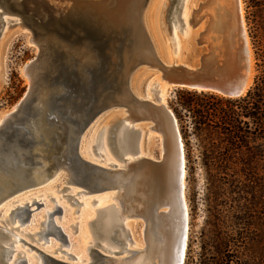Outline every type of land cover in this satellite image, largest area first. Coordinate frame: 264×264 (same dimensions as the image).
<instances>
[{
	"label": "rangeland",
	"instance_id": "obj_1",
	"mask_svg": "<svg viewBox=\"0 0 264 264\" xmlns=\"http://www.w3.org/2000/svg\"><path fill=\"white\" fill-rule=\"evenodd\" d=\"M207 1L144 0L143 8L145 9L144 14L162 12L171 8L189 10L190 8H201L202 6L199 7V5L205 4ZM240 1L241 7H243L242 15L246 26L250 52L252 51L251 76L249 78L251 81L247 85L249 88L257 73V64H260L262 57H264V1ZM210 2L208 3L210 4ZM202 8L206 9L207 6ZM213 9L212 7L210 10ZM6 17L14 18L10 15H6ZM8 25L4 30L0 28V118L16 105L27 90V87H29V80L23 73V68L28 61L35 57L37 52V45L29 41L31 31H29L28 27L19 25L14 21L9 22ZM157 28L151 29L152 33H154V38H159L158 42L154 44V48L160 59L164 60V63L169 64L171 60L186 64L196 63V49L185 44L184 37H177L176 49L171 50L173 47L161 42L160 37L163 33L160 31L163 32L164 30L160 26H157ZM158 73L159 70L156 71L155 68L144 64L138 65L129 75L128 87L138 99H149L150 97V101L155 100L156 92L151 90L150 83L157 79ZM63 82L64 88L66 87L63 92L67 89L72 91V87L76 86L75 79L68 81L65 77ZM158 88L156 89L157 97L160 94L161 85H158ZM165 93V106L173 114L180 138H182V144H184L182 145L184 156V200L185 204H187L186 207H188V237L186 238L182 264H264V140L247 134L245 142L235 147V145L231 144L232 138L228 134L215 128L216 124L214 125V121L215 117H217L215 115L219 112L218 107H226H224V103L222 105L217 102V98L224 99L226 97L211 92H198L178 88L168 89ZM148 95L149 97H147ZM60 96H54L52 103L55 105L61 103L62 97ZM69 106H71L70 103L66 105V108ZM126 115H129V112L124 107H107L99 111L92 119V121L97 120L92 123L81 138L80 151L82 155L88 159L100 161L99 164H105L106 155L99 154L97 150L103 151L98 146L101 144L100 139L104 128H108V153L116 161L122 162L123 157L119 156L116 144L119 142V138L117 139L116 136L121 126H123L122 119ZM115 121L118 124L112 127ZM134 124H136L133 127L134 134L132 135L134 136V142L138 137L141 139L142 133H144L141 143L148 157L155 163L161 162L164 152L161 144V135L158 131L151 130L155 122L149 119H139ZM111 132L112 137H110ZM155 168L154 170L143 168L142 171L146 170V172H144L145 179L141 183L143 185L140 184L139 199L141 197L154 198L157 194L156 199L162 193L164 194L168 185L166 176L160 165ZM67 174L68 171L62 167L59 168L57 177L52 176L41 183L42 185L38 186L36 190H30L23 195H19L24 196V198L18 201L24 203L27 199L33 197L31 196L33 194L34 196H44L45 199L47 198L48 203L53 204L49 197L51 195L57 197L65 211L63 210L62 215H55V218L68 234L70 245L64 244L60 246V241L53 239L54 237L51 236L53 241L49 245H40L41 240L35 241V238H37L35 235L32 237L28 235L20 236L41 250L44 248L53 249L59 246L54 254H61V249L68 250L71 253L84 254L86 251V249L84 250L85 240L96 241L101 244L107 239L97 233V226L106 219L103 212H97V209L110 202L115 203L117 206H119V203L117 199L112 198V194H116L115 191H105L104 189L91 193V195H76L83 203L70 204L71 200H67L64 194H73L72 192L81 188L68 183ZM65 186L67 188L64 189L63 187ZM71 188L73 189L71 190ZM94 197H97V199L102 198L103 200L92 203ZM6 202L3 201L0 205ZM13 204L15 202L0 211V220L1 215H4L6 210L12 208ZM167 209L168 207L160 204L154 211L159 213ZM36 215H34V218ZM96 215L97 218H93V220L92 216L95 217ZM36 218L37 220L34 219L32 221V225L25 227V231L29 233L33 231L36 223L37 225L39 223V217ZM113 218L115 225L113 229L116 230L114 231L118 241L108 238L107 242L109 244L120 248L123 247L127 240L129 243L131 242L130 244L128 243L130 249L134 245H140L137 242H143L145 245L142 231L143 227H146L145 219L124 218L122 216ZM123 220H128L127 227L129 231L124 230L121 224ZM0 224L4 225L1 221ZM6 224L11 226L10 222ZM84 227L88 231L82 234ZM84 235L87 236L84 237ZM89 243L91 244V242ZM19 244L22 249L27 248L26 245ZM99 244L94 246V248L102 251L103 249ZM29 252V254L36 253L33 249H30ZM125 254L127 253L124 252L118 255L123 256Z\"/></svg>",
	"mask_w": 264,
	"mask_h": 264
},
{
	"label": "water",
	"instance_id": "obj_2",
	"mask_svg": "<svg viewBox=\"0 0 264 264\" xmlns=\"http://www.w3.org/2000/svg\"><path fill=\"white\" fill-rule=\"evenodd\" d=\"M0 1L25 18L33 35L50 34L60 43L83 46L90 53L91 60L83 67L77 68L75 63L70 58L63 57L62 53L49 52L43 60L47 66L50 63V67L46 68L42 76V82L49 87L45 108L48 112V120L54 127V135H50L46 143L50 148L49 155L51 160L55 159L64 164L77 179L75 180L77 185L85 190L93 191L101 189L105 184H113L114 173L109 172L108 168L85 161L76 153L75 142L78 134L102 109L107 107L128 109L126 99H121L120 96L138 99L128 87L129 75L136 66L144 64L154 68V65H159L160 79L166 85L165 91L178 88L235 98L248 89L247 84L251 76L249 66L251 52L242 26L237 0H234L235 9L231 16L220 13V16L216 17L218 14L204 12L184 15L180 8H171L162 12H151L149 15H140V19L133 18L119 29L106 25L99 18L91 21L86 14L78 12L76 7L60 6L52 0ZM149 19L164 29L165 32L160 37L161 42L173 47V50L176 49L177 37H184L185 44L196 49V63L186 64L171 60L172 66L166 63L164 65L167 66L166 70L170 71L167 74L163 73L164 70L159 64L162 58L158 64H153L143 57H135L138 43L154 49V44L158 42L159 38H154L147 26ZM213 21L216 22L215 25ZM211 38L218 45L219 50L214 56L209 57L208 45ZM40 54L41 52L37 50L31 61ZM161 63L163 64L164 60ZM65 77L68 81L76 80V86L72 87V91L67 89L63 92L66 88L63 84ZM27 90L19 99L15 109L9 113L20 125L25 120H30L32 117L30 115H36L38 112L33 98H27ZM57 95H61L63 103L55 105L52 100ZM138 100L147 101V99ZM68 103L71 106L66 108ZM171 116L173 119V114ZM173 122L174 126L175 124L177 126L175 118ZM116 124L118 123L115 121L112 127ZM6 127L0 130V201L3 199V201H12L17 195L22 194V191L28 190L30 185L35 184L31 179L26 180L24 177L29 176L27 172L31 166L39 164L37 159L14 146L16 143L27 149L33 146V139L26 136L27 130L23 131L15 125L10 130ZM175 131L178 133L177 127ZM47 169L44 171L48 172ZM50 173L48 172L47 175ZM22 178L25 179L23 184H17L16 181ZM20 189L24 190L20 191ZM131 197L134 198V195ZM50 199L53 200L51 197ZM148 200L150 201L151 198ZM70 203H78V201L72 198ZM132 203L134 204V200ZM41 205V202L32 199L16 208L23 210L25 218H28ZM60 212L61 208L55 205L48 214L49 216L59 215ZM18 225L14 227L0 225V264H6L13 253L14 257L10 264L25 263L23 255L16 249V242L33 249L42 264H75L49 255L21 237L9 239L10 233L18 228ZM57 234L59 241L65 243L64 233L57 231ZM32 235H38V232ZM112 240L118 239L113 237ZM45 241L46 239L42 240L41 244ZM91 251L92 260L86 264H124L133 256L130 252L119 256L118 251H113L111 255L103 254L94 248Z\"/></svg>",
	"mask_w": 264,
	"mask_h": 264
},
{
	"label": "bare ground",
	"instance_id": "obj_3",
	"mask_svg": "<svg viewBox=\"0 0 264 264\" xmlns=\"http://www.w3.org/2000/svg\"><path fill=\"white\" fill-rule=\"evenodd\" d=\"M52 1L60 6L64 5V6H69L73 8L76 7V9L79 10L78 12L86 14L91 21H94L96 20V18H99V19H102L106 25H109L110 27H115L118 29L128 24V22L132 20L133 18L140 19V15H143L145 13L144 11L145 9L143 8L144 0H52ZM210 1L212 0H208L207 3H205L207 4L206 9L202 8V7H206L205 4H200L199 7L202 6L201 8H190L189 10H185V9L182 10L180 8L181 13H183L184 15H187L188 13H192V12H194L195 14L203 13V12L212 13V14L215 13L216 15L218 14L216 16L218 17L220 16V13L227 14V16H231L232 12L235 9L234 0H213L212 2ZM208 2H210V4ZM237 2H238L237 4L239 8V14H240L241 21H242V26L245 31V36L247 39L248 37L246 34V29H245L246 26H245L243 15H242L243 7H241L242 5H241L240 0H237ZM212 7L214 9L210 10ZM10 9L12 8L1 3L0 1V28L4 30L7 26H9L8 25L9 22L14 21L15 23L28 27L29 29V26L27 25L25 18L21 14L16 13L15 11L13 12ZM6 15H10L11 17H14V18L13 19L7 18ZM147 15H149V13ZM148 21H149L148 22L149 25L147 26L150 29L153 37H155L151 29L157 28V25L154 24V21L153 22L151 20H148ZM215 23L216 22L213 21V25H215ZM160 32L164 34V31L163 32L160 31ZM29 41L33 44H36L38 52H41L39 57H36L33 61L30 60L31 62L28 61L25 67L23 68V73L27 76L29 80L27 98H30V97L33 98L34 104H36L35 108H37L38 112L36 115L34 114L30 115L32 116L30 117V120L27 119L25 120V122H22V125H20L15 121L16 118L13 117V115L12 116L9 115V113L15 109L16 105H14V107H12V109L8 113L4 114L0 118V130L4 126L6 127V125H8L6 127V129L8 130L14 127V125L17 127H20V129L23 131L27 130L26 136L33 139V146L30 149L23 148L22 146L20 147L19 143H16L14 146L18 150L28 153L30 156H32V158L34 157L35 159L39 161L38 165L34 167L33 166L30 167L29 171L27 172L29 176L24 177L26 180L31 179L35 184L30 185L28 187L29 189L26 191H22L24 189H20V191L23 192L20 195H23L30 190H36L38 186L42 185L41 183L50 179V177L52 176H56L57 171L59 170V168L62 167L64 170L68 171L67 182L71 183V185L73 184L81 188L80 190L78 189L77 191H74V192L71 191L73 189L71 188L70 192H72L73 194H70V193L64 194L67 200H72V198H75L78 201V203H70L72 205L83 203L82 201L79 200L78 197H76V195L77 196L84 195V194L91 195V193H95L97 191L104 190V189L105 191L113 190L116 192V194L114 195L112 194V198L117 199L119 206H117L113 202H110L107 205L97 209V212H103V214L106 217V219H104L102 223L99 224V226H97L98 227L97 233L99 235H102L104 236V238H107V239L108 238L110 239L111 237L112 238L115 237L117 239L116 232L114 231L115 229H113L115 226L113 222V219H114L113 217L119 218V216H122L124 218L126 217L143 218L146 220V225H145L146 227L145 228L143 227V230H142L144 234L143 240L145 242V245L143 244V242L142 243L137 242L140 245L132 244L134 246H132L131 249L128 247L129 242H127V240L125 241L123 247L119 248L118 246L109 244L107 242V239H105L104 242H102L101 244H99L96 241L94 242V241L85 240L86 243H85L84 250L86 249V251L84 254L76 253V252L71 253L70 251L68 250L66 251L63 249H61L63 250L61 251L62 252L61 254H54L57 248H59V246L53 249L44 248L43 250L41 249L40 250L49 255L70 261L75 264H86L92 260L91 249L94 248V246L99 244L103 250L102 251L98 250V251H100L103 254L111 255L113 251H118V254H121L124 252L132 253L133 254L132 258H130L129 261H125L124 264H182L184 260L186 238L188 237L187 236L188 235L187 234V231H188L187 208L188 207H186L187 204H185V200H184V156H183V146H182L184 144H182V140H181L182 138H180L179 132L176 133L175 131V127L177 126L176 124L174 126V122H173L174 117L172 119L171 111L165 106V103H164V94H166L165 93L166 85L164 81L160 79L161 71L158 73L157 79H155L154 82L150 83L152 91H156V89L158 88V85H161L159 96L156 97L155 100L151 99L152 102L150 101L149 95L147 96L149 97L147 101L146 100L140 101L138 99H134L135 100L134 101L133 98L128 97L127 99V97H124V96L119 97L121 99H126L125 101L127 102V106H128L127 111L129 112V115H126L125 117H123L122 119L123 126H121V128L118 131V135L116 136L117 139L119 138V142H117L116 144L118 146L119 156L123 157L121 160L122 162L116 161L115 158H113V156H111L110 153H108V149H107L108 128L107 129L104 128L102 138L100 139L101 144L98 146V148H101L103 151L97 150L99 154H102V155L104 154V156L106 155L105 164H99L100 161L98 162L96 161V159H88L86 156L82 155L80 151L81 138L83 134L87 131V129L92 125V123H94L97 119H95L94 121L91 120L88 123V125L83 129V131L78 134V138L76 139V142H75L76 143V153H78V155L82 157V159H84L85 161L98 164L102 167L108 168L109 172L114 173L113 184L112 183L107 184V185L105 184V186L104 187L102 186L101 189L89 191L77 185L75 181L77 179L71 174V172L68 170V168L64 164L59 163V161L55 159L51 160V156L49 155L50 148H49V145H47L46 143H48L49 136L54 135V132H53L54 127L48 120V112L45 108V99L48 96L49 87L43 84L42 76H44L46 68L50 67V63H48V66H47V63L44 62L43 60L44 56L49 52L58 51L59 53H62L63 57H65L66 59L70 58L75 63L77 68L83 67L86 63H88L91 60L90 53L83 46H74V45H69V44L66 45L65 43H60L50 34H46V35L43 34L41 36H38V35H33L31 33V36H29ZM208 48L210 50L209 57L214 56L219 50V47L214 42L213 38H211V42L209 43ZM135 54H136L135 57H138V58L143 57L145 58V60H148V61L150 60L151 62H153V64H158V62L162 60L158 56L155 48L153 49L150 46L145 47L144 45L140 43H138L136 46ZM161 62L159 64H160V67L164 70L163 73L169 74L170 71H168V69L166 70L167 66H164L165 63L162 64ZM251 62H252L251 56H249V66L250 67H251ZM173 64H178V63H173ZM167 65L172 66L171 62ZM158 66L159 65H154V68L157 69ZM158 70H161V69L158 68ZM250 81L251 79H249V82ZM150 86H149V89H150ZM142 117L149 119L151 121H154L155 125L151 128V130L158 131L161 135V144H162L164 152L162 154V160L159 163L153 162L151 158L148 157L145 151V148L142 146L141 140H142L144 133H142L141 139L138 137L137 140L134 142V136H132L134 134V130L132 129L136 125L134 123ZM177 131H178V128H177ZM158 165L161 166L162 171L164 172L166 176V181L168 183L164 194L162 193V195H160L159 193L160 195L159 198L157 197L155 199V197L157 196L156 194L154 198H151L150 201L148 200L149 198L141 197V199H139L140 198V194H139L140 184L145 179L144 172H146V170L144 172L142 171L143 168H146V169L150 168L154 170L156 169L155 167ZM44 169L45 170L47 169L48 172H51V173L47 175L48 172H45ZM24 178L20 179L19 181H16L17 184H23V182L25 181ZM143 187L147 188L146 186H143ZM63 188L65 189L67 187L65 186ZM132 195H134V198L131 197ZM31 196L33 197H30V199H27V201L25 202H30L33 199V200H37L41 202L42 205L38 209H36L28 218L27 217L25 218V214L23 210H21L20 208H16L17 206L22 205V203L18 200H22L24 196L17 195L16 198H14V200L9 201V202L7 201L5 204L0 205L1 206L0 211H1L7 205L15 202L12 208L6 210L4 215H1V220H0L4 224V225L2 224L0 225L6 226V227H14L19 224L18 228L13 229L12 233H10L9 239L21 237L20 235H28L32 237L33 236L32 234H34L35 232H38V235H35V236L36 237L38 236L37 238L39 239L35 238V241L41 240L42 242V240L46 239L44 243L41 244L40 242V245H43V244L49 245L50 243H52L53 239H56L59 241V237H58L59 233L57 234V231H59V232L64 233V237H65L64 239H66L65 243L60 242L59 245L60 246L64 244L70 245L68 234L65 232L63 227L57 222L55 215L49 216L48 214L55 205H58L61 208L60 215L63 214V210L65 211V209H63V206H61V204L59 203L58 198L55 197L54 195L53 196L51 195L50 197L53 198L52 200L53 204H50L48 203V200H46L47 198L45 199L44 196H41V195L34 196L33 194H31ZM3 200L0 201V204L3 202ZM102 200H103L102 198L97 199V197H94V199L92 200V203H95L96 201L99 202ZM132 200H134V204L132 203ZM160 204L168 207V209L166 211L159 212V213L156 211L155 213L154 210ZM11 209L13 210L11 213H9ZM35 212H37L36 213L37 215L38 213L40 214L37 216L36 214H34ZM34 215H36L35 218H34ZM36 217H39L38 218L39 223L38 225L36 223L35 228H34L35 230L33 229L31 233H29L28 231H25L24 229L25 227H27V225L30 226L32 225V221L34 219L37 220ZM93 218L96 219L97 215L95 217L92 216V219ZM8 222L11 223V226H7L6 223ZM127 223H128V220H123L121 222L124 230L129 231L127 227ZM54 225L57 226V228H55ZM87 231H88L87 228L84 227L82 229V234L87 233ZM119 231H120V228H119ZM50 236L54 238L52 239ZM86 236L87 235H84V237ZM123 236H125V234H123ZM82 240H83V237H82ZM89 242H91V244ZM19 243L20 242L15 243L18 246V247L16 246V249L20 251L21 255H23V258L25 260L24 264H42V261L39 258V256H36L37 253L29 254L30 249L29 248L22 249ZM13 257H14V253L11 256V259ZM11 259L8 260L6 264H10L12 261Z\"/></svg>",
	"mask_w": 264,
	"mask_h": 264
},
{
	"label": "trees",
	"instance_id": "obj_4",
	"mask_svg": "<svg viewBox=\"0 0 264 264\" xmlns=\"http://www.w3.org/2000/svg\"><path fill=\"white\" fill-rule=\"evenodd\" d=\"M256 2L264 0H255ZM264 57L257 64V73L252 85L245 94L235 98H217V102L225 104L218 107L215 115V128L222 130L232 138L235 147L245 142L247 134L264 140ZM208 166V165H205Z\"/></svg>",
	"mask_w": 264,
	"mask_h": 264
}]
</instances>
